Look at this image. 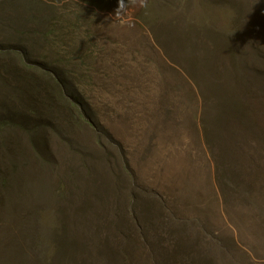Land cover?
Wrapping results in <instances>:
<instances>
[{"label": "trees", "instance_id": "1", "mask_svg": "<svg viewBox=\"0 0 264 264\" xmlns=\"http://www.w3.org/2000/svg\"><path fill=\"white\" fill-rule=\"evenodd\" d=\"M41 3L0 0V264H211L200 245L185 249L180 237L171 236L164 208L145 203L141 195L146 192H140L125 160L126 175L118 176L112 149L101 160L88 148L101 144L97 134L89 141L97 126L84 94L70 82L68 55L49 51L58 33ZM257 3L264 14V0ZM169 54L167 63L174 59ZM196 58H188L189 66L174 59L173 70L199 98L213 95L218 101L212 107L215 133L204 124L199 129L201 149L218 174L211 186L223 196L238 174L246 193L254 194L264 187V18L247 34L225 38L206 51V62ZM236 76L242 90L232 99L227 90L237 88ZM76 130L90 142L88 152H80L88 163L62 170L52 133L64 140ZM67 143L70 153H78L74 140ZM223 168L232 175L221 179ZM51 174L59 195L49 187ZM149 196L163 200L159 193Z\"/></svg>", "mask_w": 264, "mask_h": 264}, {"label": "rangeland", "instance_id": "2", "mask_svg": "<svg viewBox=\"0 0 264 264\" xmlns=\"http://www.w3.org/2000/svg\"><path fill=\"white\" fill-rule=\"evenodd\" d=\"M40 1L58 33L49 51L53 56L57 51L68 55L70 82L84 94L97 126L89 141L97 135L101 141L88 147L83 131L71 132L64 140L52 133L60 168L83 169L88 160L80 152H88L86 147L96 150L101 160L112 149L117 175H126V161L140 192H146L141 198L161 204L164 224L173 228L171 236L181 238L183 248L200 245L211 264H251L245 250L264 249V187L248 194L243 177L236 174L223 196L214 191L211 182L218 174L201 149L199 129L204 124L215 133L212 107L218 101L213 95L199 98L174 70L176 62L193 64L188 58L206 62V51L217 48L221 40L247 34L264 18L257 0ZM167 53L176 62L167 63ZM233 81L237 88L227 91L239 99L233 95L242 90L239 77ZM71 139L76 154L68 148ZM231 173L223 168L219 176ZM50 176L49 187L59 195L56 179ZM121 182L125 186V180ZM126 185L131 181L126 179ZM151 193L163 195V200H154Z\"/></svg>", "mask_w": 264, "mask_h": 264}, {"label": "crops", "instance_id": "3", "mask_svg": "<svg viewBox=\"0 0 264 264\" xmlns=\"http://www.w3.org/2000/svg\"><path fill=\"white\" fill-rule=\"evenodd\" d=\"M246 256L253 259L251 264H264V249L256 247L254 250H245Z\"/></svg>", "mask_w": 264, "mask_h": 264}]
</instances>
